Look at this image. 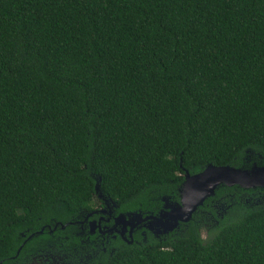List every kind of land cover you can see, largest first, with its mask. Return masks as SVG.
<instances>
[{
  "label": "trees",
  "instance_id": "obj_1",
  "mask_svg": "<svg viewBox=\"0 0 264 264\" xmlns=\"http://www.w3.org/2000/svg\"><path fill=\"white\" fill-rule=\"evenodd\" d=\"M209 164L264 167V0H0V264H264V188L105 251L70 225Z\"/></svg>",
  "mask_w": 264,
  "mask_h": 264
},
{
  "label": "water",
  "instance_id": "obj_2",
  "mask_svg": "<svg viewBox=\"0 0 264 264\" xmlns=\"http://www.w3.org/2000/svg\"><path fill=\"white\" fill-rule=\"evenodd\" d=\"M220 186H239L243 189L264 188V167L252 165L249 169H242L229 165L213 166L209 164L203 171L194 175L185 171L184 180L179 190V202L171 204L165 202L163 209L155 216L142 217L140 214H128L129 218H126L120 214L116 221L124 220L123 229L128 227L130 233L136 224L148 222L147 226L145 224L143 226L148 227L155 237L167 235L177 229L179 224L187 223L204 201L212 197ZM95 193L98 198L103 199L99 193L98 184L95 186ZM64 227L61 226V228Z\"/></svg>",
  "mask_w": 264,
  "mask_h": 264
},
{
  "label": "flooded vegetation",
  "instance_id": "obj_3",
  "mask_svg": "<svg viewBox=\"0 0 264 264\" xmlns=\"http://www.w3.org/2000/svg\"><path fill=\"white\" fill-rule=\"evenodd\" d=\"M95 203L96 204L93 205V209L85 215L83 221L79 222V224L70 222L72 223L70 224L71 226H78L77 229L80 231L79 235L86 238V242H89V244L92 245L93 250L94 248L98 247V244H100L103 245V251H105L104 246L116 241L117 239L128 244H132L134 242L139 244L138 240L134 241V237H141L142 241H144L146 238V233H151V231L148 230V227L143 226L144 224L147 226L148 222L136 224L131 233L129 232L128 227L123 229L124 220L116 221V218L120 214L124 215V213L116 212L118 210V205L116 203L105 201L99 198H97ZM128 214L126 213L124 216L129 218L127 216ZM67 225H69V223ZM67 225L63 226L66 227ZM65 227L61 229L63 230ZM55 229L56 228L47 230L49 233H53ZM91 237H93L92 240H90ZM52 258L53 254L51 253L48 255L43 254L38 258H33L31 261L26 262L25 264H48L47 260Z\"/></svg>",
  "mask_w": 264,
  "mask_h": 264
},
{
  "label": "rangeland",
  "instance_id": "obj_4",
  "mask_svg": "<svg viewBox=\"0 0 264 264\" xmlns=\"http://www.w3.org/2000/svg\"><path fill=\"white\" fill-rule=\"evenodd\" d=\"M95 201H96V200H94L93 205L96 204ZM54 257H55V256H54ZM55 260H56V261H54L53 264H58V263H59V264H62V261H61L62 259H61V257L58 256ZM51 264H52V263H51Z\"/></svg>",
  "mask_w": 264,
  "mask_h": 264
}]
</instances>
